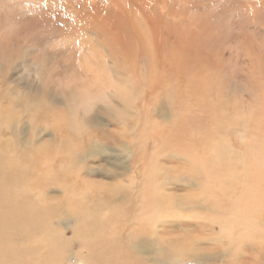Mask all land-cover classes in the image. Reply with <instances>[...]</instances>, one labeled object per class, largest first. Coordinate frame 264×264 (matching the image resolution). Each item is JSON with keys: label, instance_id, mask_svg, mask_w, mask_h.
I'll list each match as a JSON object with an SVG mask.
<instances>
[{"label": "bare ground", "instance_id": "obj_1", "mask_svg": "<svg viewBox=\"0 0 264 264\" xmlns=\"http://www.w3.org/2000/svg\"><path fill=\"white\" fill-rule=\"evenodd\" d=\"M188 1L194 13L190 27L198 38H174L159 18L160 24L153 18L144 31L134 22V8L119 9L114 14L124 29L112 43L106 34L116 33V26L102 37L115 49L127 50L124 58L112 56L111 64L110 54L102 55L107 61L99 59L103 50L87 38L79 49L87 51L81 66L68 51L59 66L63 75L66 69L75 73L83 88L62 101L46 83L41 89L25 84L23 91L32 98L28 103L42 114L55 115L50 112L55 105L67 109L66 101L83 106L78 112L83 122L73 126L68 121L74 128L65 124L66 137L59 135L63 124L58 120L49 126L53 141L19 140L13 134L14 116L0 101V264H70L72 258L78 264H264V39L259 36L264 29L221 35V14L201 4L206 0ZM215 2L224 12L235 2L243 5L238 21L246 9L264 10L263 0ZM104 9H98L101 20ZM254 13L248 21H264V15ZM47 17L40 25L46 23L48 38L58 30L71 33L67 25L53 28ZM144 35L156 42L152 49ZM222 50L232 56L228 63L237 53L246 65L243 72L227 66ZM4 57L8 64L0 63V99L6 95L1 88L13 83L8 69L15 58ZM40 58L33 63L36 73L50 71V55ZM50 72L55 74V68ZM106 83L114 92H102ZM243 103L248 114L241 113ZM69 128L71 134L109 131L127 159L114 158L97 135L84 133L80 139L82 132H76L77 146ZM245 131L253 137L249 145ZM230 133L238 143L235 137L228 141ZM77 244L80 250L67 260Z\"/></svg>", "mask_w": 264, "mask_h": 264}, {"label": "rangeland", "instance_id": "obj_2", "mask_svg": "<svg viewBox=\"0 0 264 264\" xmlns=\"http://www.w3.org/2000/svg\"><path fill=\"white\" fill-rule=\"evenodd\" d=\"M221 1H224V0H221ZM247 1L248 0H242V3L245 4ZM122 4L126 9L122 8ZM201 4H205L206 6L211 7V12L213 15L218 14V13L221 14L220 15L221 21L224 26L221 29V35H225V36L226 34L230 35L229 32L235 35H238V34L245 35V33L253 34V32H256V30L259 29L258 27H261L262 29H264V21H261L259 19L258 21L253 22V23H252V20L248 21V16L250 14H253V10L255 11L254 13L255 15L256 14L258 16L259 14L260 16L264 15V10L262 9L263 7L257 6V7H253V10H250V9L244 10L243 14H241L239 18V21H242L244 23H240L238 25L237 23L239 21H238V18H236L237 17L236 12L241 13L239 11L240 9L241 10L244 9L243 5L240 6L237 4V2H235L234 6L230 7L231 9H228L224 12L222 10V7L218 3H216L215 0L202 1ZM191 6H192V2L188 0H0V63L3 66L8 64V62H6L7 57H4L5 55H7L8 57L12 56L15 58L13 60L14 66L12 70L8 69V73H10V77L12 76L11 77L12 79H10L11 80L10 82H13V83L11 86L6 85L1 88L3 91V94H6V95L3 99H0V101L1 100L4 101L3 103L4 108L8 111H11L14 116V118H11L13 119V121L11 122H14L13 123L14 127H16L15 133L13 132V134L16 137L19 136L18 138L19 140L28 138L27 141L29 144H31L32 141L34 142L35 139L38 137H42L48 140L51 139L53 141L54 131L52 130V128H50L52 126V123H57V121L59 120L58 122H61V124H63L61 126L62 130L59 132V135L61 137H66L65 135L63 136L62 131L66 129L65 124H67V126L71 124V122H68V121H72V125L75 123L73 126L80 125L83 122V121L81 122V119L79 118V115H78V112L80 114V109L82 110L83 108V106L79 104V101H74V102L66 101L67 109L64 106L58 107V105H55L56 108L50 111V112H55V115H52L53 113H50V114L43 113L42 114L41 111L34 109L33 105L28 103L29 100H32V98L27 96L25 93L26 91H23V90L25 88V84L27 83H31L32 85H34V87L38 89L45 87L44 84L46 83L47 85H49L48 87H51V89H53L52 90L53 93L58 95V97H62V101H64L66 100V98L64 97L68 96L69 95L68 93H70V91H73L76 87L83 88L84 83L82 81H77L79 79H77V77L74 75L75 73H72L71 71H69L70 69H66V74L63 75L61 74V72L64 73L65 71L64 69L61 70L62 66L61 67L59 66H60L61 61L68 59L67 57L70 55L68 54L69 52L73 56V59L75 56L76 59L74 61V64H76L77 68L81 66L80 63L83 61V55L87 56V51H85V54H81L79 49L81 46H86L84 42L86 41L85 39L87 38L89 40H94V41L96 40L98 42L97 46L99 47V49L103 50L102 51L103 53H101L100 51L98 52L99 59L102 57L103 59L105 58V60L107 61V58L102 56L103 54H105V56L109 54L111 55V58L108 59L109 61L108 63H110L112 56H115V57L118 56V57L124 58L125 55L127 54V50H117L114 48L115 47L114 43L111 44L112 41H115L117 39L118 31L123 30L125 27L124 23H119V21L116 20L118 16L114 13H117V11H120L121 9H122L121 12L125 10H126L125 12H128L127 8H134L133 10L135 11L133 13L135 15H132L135 17L134 22L139 23V25H143L144 31H146L147 26L152 25L153 18H155L156 21L159 18V19L164 20V22H166L165 23V28L167 27L166 31L174 32L173 34L174 38L192 39V38H198L200 35L197 34L195 29L193 28L191 29L190 27L191 26V15L194 14L193 10L189 9ZM44 7H45V11H44ZM102 7H104L105 9L107 7L108 10L104 9L105 12L107 13L104 16V18L101 20V16L104 14L100 13L101 11L98 9H101ZM46 15H48L47 19L50 21V24L53 26V28L56 29L59 27V25L61 26L67 25V26L72 27L71 33L70 32L66 33L64 30L63 32L62 30L59 32L58 30V33L54 34L52 38L50 37L48 38V33L46 32L45 29H43V26H46L45 25L46 23L40 25L41 19H44ZM106 17H108V19H106ZM113 17L115 19H113ZM157 22L160 24L159 21ZM213 23H215L214 20L210 21V24H213ZM35 26L37 27V29L35 28ZM112 26H116L114 28L116 33L108 32L106 34V37L107 35L110 36L109 42H111L107 44L106 42L109 39L105 41L102 37V34L106 30H112L113 29ZM259 36H261L264 39V33H261ZM40 39H43V40H40ZM144 41L147 46L150 45V48L151 47L153 48L154 44L156 43L150 40L149 37L146 38V36H145ZM111 46H112V50H109L108 48H110ZM106 47H108L107 50H106ZM58 52L63 53L64 56L61 58L58 57V54H57ZM43 54H46L47 56L50 55V59H47L48 65H49L50 71L51 69L55 68V74H51L49 69L45 70L42 68L41 70L42 73L40 74H37L36 71L34 70L33 63L41 59L40 57H42ZM217 55H216L217 57H220V54H217ZM221 55L223 58H225L224 61L227 63V66L234 65L233 67L235 69H239L240 72L241 71L243 72V68L246 66L245 62L241 61V58H239L236 52L234 53L235 57L232 58V60L229 63L228 61L230 59L228 58H231L232 56L226 53L223 54V50H222ZM51 56L53 57L51 58ZM2 57L4 58L2 59ZM239 60L241 62H239ZM261 60L264 61L263 59ZM50 62L52 63L50 64ZM100 63L102 64V67H103V62H100ZM246 63L248 62L246 61ZM234 68L230 67V71L231 69L233 70ZM72 70L75 71L76 68H72ZM60 75H62L63 78H61ZM77 75L79 76L78 73ZM227 75L230 76V74H227ZM105 76L106 74L102 75L101 80H103ZM239 76L240 74L237 75V77ZM109 78L114 86L115 79L111 76ZM101 90L102 92L107 91V93H111V92H114L115 87H112L110 84L106 83L101 88ZM231 97H232L231 100H233L234 96L231 95ZM234 99L236 100V98ZM238 102H240V100ZM69 103L70 104L73 103V104L69 105ZM142 103L143 101L140 102V104ZM244 103L250 106L249 104H247V102L244 101ZM244 103L241 104V107H242L241 113L246 112V114H248V110L246 109L248 106H246ZM72 107L74 108V110H76L77 114L73 110ZM61 108L64 113L62 112ZM243 108L246 111L243 110ZM56 109L59 110L58 117H57L58 112ZM69 109L71 110V112L67 111ZM93 113L95 114L96 112H91L92 115H94ZM74 114L76 115L74 116ZM237 115H240V114H237ZM50 117H51V122H50ZM66 117H69V118L66 119ZM55 118H56V121L55 120L52 121ZM36 120H38L39 122L37 121L38 123H36L35 122ZM157 124L159 125L160 123H157ZM163 127H164V123L162 124L161 128ZM70 128L73 129L74 127L73 128L70 127ZM70 128L67 130V133L71 130ZM119 128L121 127L119 126ZM43 129H46V131H44ZM86 130L85 129L80 130L82 133L80 131L78 132L76 131L78 135L81 133V137L79 135L80 139H83L84 133L91 135L92 137L94 136L95 138L97 135V138L100 139L101 141H104V142L107 141V144H106L107 146L103 145V147H108L106 148L107 150H110L108 153L112 152L114 155V158L119 156L116 159L121 160V161H123L124 159H127V155L123 151V148L121 146H118L117 143L108 136V134H110L109 131L107 133H105L104 131L103 132L98 131L97 133L96 132L94 133V132H90ZM76 132L72 134L74 135ZM234 134L235 133H230L228 141L231 138H232L231 140L235 138H236L235 140H237V136L236 134L235 135ZM75 135L73 136V139L71 138V142L76 143L78 146L80 140ZM242 135L244 136L246 135L244 137L245 138L244 141L246 143L248 142V145L253 142V139H252L253 137L250 138L251 135L247 133V131L243 132ZM237 143H238V140H237ZM238 146H241V145L238 144ZM109 147L113 149H110ZM76 148L77 147L73 149L76 150ZM167 165H170V163ZM78 246L79 245L77 244L74 250V253H70L67 255V260L71 255L75 254V252L80 250L78 249L79 248ZM189 263L194 264L192 262H189V260H185L184 263L182 264H189ZM70 264H78L77 258L76 259L72 258L70 260ZM197 264H201V263H197Z\"/></svg>", "mask_w": 264, "mask_h": 264}]
</instances>
